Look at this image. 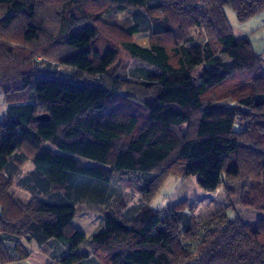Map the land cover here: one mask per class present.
I'll return each mask as SVG.
<instances>
[{"label": "trees", "instance_id": "16d2710c", "mask_svg": "<svg viewBox=\"0 0 264 264\" xmlns=\"http://www.w3.org/2000/svg\"><path fill=\"white\" fill-rule=\"evenodd\" d=\"M227 8L244 23L264 0H0V145L15 126L14 153L0 154V264L34 253L49 264H264V58L235 37ZM145 31L148 48L133 40ZM191 177L243 218L198 222L187 200L150 208L170 178ZM114 186L138 196L134 219ZM89 212L104 218L90 240L73 226Z\"/></svg>", "mask_w": 264, "mask_h": 264}, {"label": "rangeland", "instance_id": "374dc122", "mask_svg": "<svg viewBox=\"0 0 264 264\" xmlns=\"http://www.w3.org/2000/svg\"><path fill=\"white\" fill-rule=\"evenodd\" d=\"M226 13L231 25L232 32L237 38L243 37L244 35L247 36L250 33V26L254 19H250L247 22L240 23L237 20V17L232 9L227 8ZM125 17L126 16L122 14L118 15V19L120 20H124ZM146 26L147 23L144 21L142 27L145 28ZM150 35L151 31H145L139 35H136L133 40L137 45L143 48H148L150 43ZM225 61L226 64L231 63V60L227 57L225 58ZM6 106L7 104L4 99L3 93L0 92V119L4 115V112L7 108ZM12 128L14 127H10L8 129V134L6 137H4L1 147L8 142L9 135L12 133ZM8 150V148L3 149L4 152H10ZM84 164L88 166L96 165L95 162L88 160H84ZM32 166L33 164L29 161L26 163V165H24L23 169L25 172H28L33 168ZM112 190L114 194L112 202L120 199L127 202L128 208L125 212V218L127 220L134 219L141 207V204L138 201V196L133 191L119 186L112 187ZM185 200H187L190 205H194V217L198 222L207 220L211 215H214L215 213L221 211L224 212L229 220H234L237 215L243 218L242 216L245 212L244 210L238 209H235V211H233L232 209L225 210V207L230 203L228 200H226L225 195L222 192L212 194L203 191L197 184L195 177H191L185 180L170 178L154 198V200L150 204V208L154 211H166ZM236 201V197L231 200L232 203H235ZM251 216L252 217L250 218H252V221H256L261 217V215L259 214H252ZM73 226L76 230L85 234L88 240H90L93 235L97 234L104 228V218L99 214H93L89 212L87 214L79 215L74 220ZM215 226V224L208 222L205 226V229H212L215 228ZM85 249L86 245L80 248V251H84ZM15 264L28 263L22 262Z\"/></svg>", "mask_w": 264, "mask_h": 264}, {"label": "crops", "instance_id": "0c3cea01", "mask_svg": "<svg viewBox=\"0 0 264 264\" xmlns=\"http://www.w3.org/2000/svg\"><path fill=\"white\" fill-rule=\"evenodd\" d=\"M253 22L250 26V33L247 36L244 35L243 37H248L252 43L253 49L257 55L263 56L264 58V12L260 13L257 15L255 18H253ZM236 37V36H235ZM240 37V38H243ZM237 38V37H236ZM7 107V106H6ZM3 117V116H2ZM10 127H14V125H10L7 127V134H8V129ZM14 128H12V133ZM12 133L9 135L8 142L4 144V146L1 147L2 143L0 145V154L6 155V156H11L14 153V150L11 148V139H12ZM7 136V135H6ZM8 148L10 152H4L3 149ZM6 151V150H5ZM9 153V154H7ZM26 165V164H25ZM24 167V166H23ZM33 168L25 172L24 169L22 168V173L20 174V178H23L24 176L28 175L29 173L34 171V166ZM28 264H49L50 259L46 257L45 255H42L40 253H34L31 258L27 261H25Z\"/></svg>", "mask_w": 264, "mask_h": 264}, {"label": "water", "instance_id": "95a60500", "mask_svg": "<svg viewBox=\"0 0 264 264\" xmlns=\"http://www.w3.org/2000/svg\"><path fill=\"white\" fill-rule=\"evenodd\" d=\"M37 121H39V122H49L50 118L47 115H42V116L37 118Z\"/></svg>", "mask_w": 264, "mask_h": 264}]
</instances>
